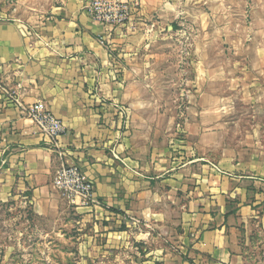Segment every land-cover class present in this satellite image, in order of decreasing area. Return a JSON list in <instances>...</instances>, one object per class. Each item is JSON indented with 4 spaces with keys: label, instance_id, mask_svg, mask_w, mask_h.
<instances>
[{
    "label": "crops",
    "instance_id": "0c3cea01",
    "mask_svg": "<svg viewBox=\"0 0 264 264\" xmlns=\"http://www.w3.org/2000/svg\"><path fill=\"white\" fill-rule=\"evenodd\" d=\"M89 1L0 0V16L9 17L0 19V204L53 218L63 200L53 185L55 148L19 107L42 102L66 128L64 161L93 185L94 204L63 200L87 260L264 264V138L255 132L264 123L238 119L264 117V10L257 0L234 10L203 0L210 18L230 22L221 36L233 50L223 58L230 67L217 73L215 60H193L190 89H180L192 121L183 138L169 139L152 136L139 117L149 107L142 97L152 51L163 43V0H126L139 6L129 25L112 30L91 19ZM210 18L207 48L216 32ZM238 128L253 131L234 139Z\"/></svg>",
    "mask_w": 264,
    "mask_h": 264
},
{
    "label": "rangeland",
    "instance_id": "374dc122",
    "mask_svg": "<svg viewBox=\"0 0 264 264\" xmlns=\"http://www.w3.org/2000/svg\"><path fill=\"white\" fill-rule=\"evenodd\" d=\"M252 1L255 0H226V3L232 10L239 8L240 4L242 8L250 9ZM256 2L259 9L264 10V0ZM14 3L16 4L15 1H9L7 5L11 8ZM224 3L225 0H216L217 7ZM206 5L203 0H163V43L152 51L154 65L152 77L147 81L150 93L145 98L142 97L149 105L148 112L139 115L151 124L153 129L147 131L152 136L160 137L165 133L169 139L185 136L182 127L192 119L187 111L188 97L185 92L182 96L180 89H190L191 84L186 82L191 79V63L194 59L207 57L215 60L213 68L217 73L230 67L223 58L230 57L233 50L230 51L229 45L223 43L221 38L222 31L230 22L219 17L210 18ZM207 18L212 20L213 30L216 31L214 34L210 33L214 39L211 48L205 46L207 31L202 29L206 26ZM0 19L9 17L0 16ZM155 20L160 23L158 18ZM231 20L232 23H237L235 18ZM172 25L174 29L179 27V30L168 31L167 27ZM197 40L200 48L195 46ZM186 61L190 64L187 65ZM218 87L223 89L224 85ZM121 112L123 122L127 125L129 112L122 107ZM237 116L240 117L239 113ZM245 117L246 115L238 118L242 120L241 126H246L249 120L264 123V117L260 115L254 119ZM248 130L253 131L250 128H238L229 133L234 139H238ZM255 132L259 138H264V132L258 129ZM161 140L163 137L159 139ZM76 219L77 216L73 215V211L63 200L53 218L34 217L29 206L15 204V201L0 204V264H93L83 256V238ZM128 220L133 226H141L138 219L130 217Z\"/></svg>",
    "mask_w": 264,
    "mask_h": 264
},
{
    "label": "built area",
    "instance_id": "2783aa9c",
    "mask_svg": "<svg viewBox=\"0 0 264 264\" xmlns=\"http://www.w3.org/2000/svg\"><path fill=\"white\" fill-rule=\"evenodd\" d=\"M139 4L126 0H90L86 12L91 19L105 26L107 29L122 28L130 24L133 10ZM24 32H26L24 30ZM27 35H30L27 33ZM22 113L40 131L45 139L55 148L60 162L57 167L53 185L58 195L66 202L77 207L94 204V190L92 183L85 174L74 165L65 161V153L59 145L60 138L66 133V128L42 102H36L27 107L19 105ZM134 223V221H133Z\"/></svg>",
    "mask_w": 264,
    "mask_h": 264
}]
</instances>
